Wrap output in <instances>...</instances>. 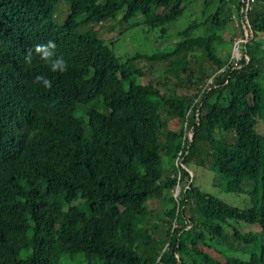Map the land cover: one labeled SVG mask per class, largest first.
Returning a JSON list of instances; mask_svg holds the SVG:
<instances>
[{
    "label": "trees",
    "instance_id": "trees-1",
    "mask_svg": "<svg viewBox=\"0 0 264 264\" xmlns=\"http://www.w3.org/2000/svg\"><path fill=\"white\" fill-rule=\"evenodd\" d=\"M193 1L0 0V264H264V0L248 13L250 60L243 55L239 67L230 64L216 75L185 158L190 168L211 163L225 192L249 194L253 206L246 208L203 191L193 179L180 210L171 195L176 179L167 174L176 171L186 115L199 90L179 94L171 81L178 84L183 70L199 63L194 82L204 83L228 64L232 52L225 57L215 45L225 43L219 31L229 28L232 9L244 36L242 1L220 0L205 19L180 30L174 47L152 55L123 60L97 30L122 13L124 23L159 28L165 41ZM61 2L68 5L63 21ZM49 40L68 62L66 72L51 71L36 54L25 63L29 48ZM180 55L184 69L141 81L140 61ZM36 75L47 77L51 88L33 83ZM162 110L179 118V131ZM17 113L31 117L36 130L21 151L8 139ZM159 195L170 203L158 213L161 226L150 207Z\"/></svg>",
    "mask_w": 264,
    "mask_h": 264
},
{
    "label": "rangeland",
    "instance_id": "rangeland-1",
    "mask_svg": "<svg viewBox=\"0 0 264 264\" xmlns=\"http://www.w3.org/2000/svg\"><path fill=\"white\" fill-rule=\"evenodd\" d=\"M219 1L220 0H194L193 3L187 8L186 12L172 24V26L170 27V32L168 34L169 38L165 41H162V39H158V36L161 35L159 28H152L144 24H140L139 26H132L129 23H124L121 20L122 13L119 14L117 21L112 20L111 22L104 23L101 27L97 28V30L99 35L113 47L115 53L123 60L130 59L137 54L152 55L156 51L166 50L174 47L176 41L180 39V30L187 27L195 19L200 21L205 19L206 16L216 10V8L219 6ZM254 3L258 4L257 0H255ZM67 7L68 5L66 3L61 2L60 10L62 17H58L59 21H63L66 18ZM230 15L232 16V20L230 21L229 28L225 31V33L219 31L220 35L224 36L225 43L221 45H215V47L217 46L216 48L218 49V51L225 57L227 56L228 52H232L233 55L235 45L234 41L238 36L241 35V27H239L240 23L235 9H232ZM136 20V18L133 19L131 23ZM236 54L238 56L237 58L239 59L241 58L243 52L241 50ZM199 58L203 61L204 66L209 65L207 53L205 50L200 51ZM192 60L194 61L195 59ZM183 61L184 60L182 59L181 55L162 61H140L141 68L146 72V76L143 77L141 81L143 83H147L150 79H153L154 82H157L159 79H161V77H157L155 75L163 70L175 68L177 66H180L182 69H184L186 65H184L185 63ZM194 65L195 67L193 71L183 70L182 76L179 78L181 82H178V84H176L177 80L171 81V87L179 94H194L197 91L196 87H200L203 84H195L194 82L198 77V74L200 73L199 70L201 67L199 63H196ZM189 78H191V81H188ZM206 111L207 108L205 107V112ZM162 116L172 130L179 131L181 126L179 118L169 116L165 110H162ZM261 131L264 132V126L261 127ZM227 139L232 143L235 141V135L233 133H229L227 134ZM199 153L201 156H205V148ZM190 169L192 170V174L194 175L195 183L203 191H208L221 200L241 208L253 206V200L249 194H233L222 190V187L218 184V180L215 179V173L211 169V163H207L206 166L192 165ZM172 173L174 174V172H170L168 175H171L172 177ZM253 188L254 181L249 182L246 186L247 191H251L253 190ZM171 195H173L172 191ZM163 196L164 195H159L153 198L150 204L151 209L154 210L153 218L159 224L162 221L160 220V218H158V213L163 212L164 209H167V207L170 206L169 201H165ZM186 214L188 217L191 216V210L189 209ZM161 225L162 223L160 224V226ZM240 226H242V228L245 230L258 231L260 229L258 224L241 223ZM218 257L223 261L225 260V258H223L222 256L218 255Z\"/></svg>",
    "mask_w": 264,
    "mask_h": 264
},
{
    "label": "built area",
    "instance_id": "built-area-1",
    "mask_svg": "<svg viewBox=\"0 0 264 264\" xmlns=\"http://www.w3.org/2000/svg\"><path fill=\"white\" fill-rule=\"evenodd\" d=\"M241 14L243 16L241 21V26L244 29V36H238L234 43V52L231 56L230 61L227 65H225L222 69L218 70L215 75L210 76L200 87L197 92V96L194 98L193 103L190 109L187 112L186 120L184 123L185 134L183 137V145L180 148L178 155L175 159V166L176 171L172 175V178L176 179V183L172 188V193L177 204L178 209L184 210L187 205H183L182 201L185 198V193L190 188V185L194 179V175L192 174V170L190 167L185 163V158L188 154V149L191 146V142L194 139V131L195 125H197L200 121L201 116V108L203 105V97L205 94L210 92L213 87H216L217 84L215 82L216 75L220 74L221 72L225 71L226 68L229 67L230 64H234V67H239L238 63L240 62L241 58L246 56L248 60H250L248 54L245 51L246 44L250 41V39L254 36L253 29L250 25L248 19V13L252 9L253 3L255 0H241ZM243 52L241 58H237V52ZM187 149V150H186ZM188 172L189 175H185L184 172ZM177 226V225H176Z\"/></svg>",
    "mask_w": 264,
    "mask_h": 264
},
{
    "label": "clouds",
    "instance_id": "clouds-1",
    "mask_svg": "<svg viewBox=\"0 0 264 264\" xmlns=\"http://www.w3.org/2000/svg\"><path fill=\"white\" fill-rule=\"evenodd\" d=\"M33 54L40 57L45 61L53 72H66L68 68V62L64 59L63 55H58L56 52V44L54 41L49 40L43 44H36L29 48L24 56L25 63L31 65ZM33 83L42 84L45 88H51V81L43 76L36 75ZM17 117L10 118L12 121L7 126L9 142H15L19 144V150L27 148L31 141L36 136V130L33 128V120L31 117L17 113Z\"/></svg>",
    "mask_w": 264,
    "mask_h": 264
},
{
    "label": "crops",
    "instance_id": "crops-1",
    "mask_svg": "<svg viewBox=\"0 0 264 264\" xmlns=\"http://www.w3.org/2000/svg\"><path fill=\"white\" fill-rule=\"evenodd\" d=\"M171 170V169H170ZM169 169H167V174H169L171 171ZM173 174V173H172Z\"/></svg>",
    "mask_w": 264,
    "mask_h": 264
}]
</instances>
